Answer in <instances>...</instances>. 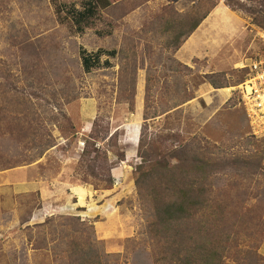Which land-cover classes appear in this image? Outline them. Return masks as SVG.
<instances>
[{"label": "rangeland", "instance_id": "obj_1", "mask_svg": "<svg viewBox=\"0 0 264 264\" xmlns=\"http://www.w3.org/2000/svg\"><path fill=\"white\" fill-rule=\"evenodd\" d=\"M85 1L0 0V264H68L52 228L70 217L93 226L111 263L157 264L139 167L146 152L168 158L186 144L259 165L254 174L228 171L214 188L240 209L227 216L239 221L240 245L260 244L264 260V137L252 134L239 91L264 57L254 21L261 1L109 0L79 34L68 10ZM81 48L118 56L85 73ZM87 150L100 158L98 177L81 162ZM27 181L47 191L17 193ZM60 182L83 188L70 199L75 209L58 208L70 194L53 187ZM243 250L226 264H264Z\"/></svg>", "mask_w": 264, "mask_h": 264}, {"label": "trees", "instance_id": "obj_2", "mask_svg": "<svg viewBox=\"0 0 264 264\" xmlns=\"http://www.w3.org/2000/svg\"><path fill=\"white\" fill-rule=\"evenodd\" d=\"M260 1L261 9L255 12L257 15L254 21L264 30V0ZM110 6L109 0H86L81 10L72 6L68 15L76 32L84 34L99 11ZM216 6L213 4L203 15L195 18L189 32L183 35L184 40L199 28ZM182 39H176L177 47ZM104 55L108 59L102 62ZM117 56L116 50L99 49L89 53L84 48L80 49L85 73L102 67L111 68L110 59ZM142 141L139 144L141 148ZM91 154L87 150L81 162L89 167L93 176L98 177L94 165L100 158L92 160ZM216 155L207 147L195 149L187 144L171 154V160L168 159L170 157L150 159L148 152L144 154V165L139 167L136 185L150 211L147 229L157 248V264H226L232 254L242 259L243 254L238 255L241 248L247 249L243 252L250 258L264 261L258 254L260 244L240 245V240L235 237V231L240 228L239 221L232 223L227 218L228 215L241 214L240 209L236 206L233 208L234 213L229 210L226 196L214 188L216 182L228 171H233L234 177H237L244 167L247 173L254 174L259 165L241 158L226 159ZM58 230L61 231L60 239L65 246L61 252L66 254L68 264H113L98 247L92 225L75 217L62 218L61 223L52 228L53 232ZM258 238L262 239V235ZM247 256L243 259H247Z\"/></svg>", "mask_w": 264, "mask_h": 264}, {"label": "built area", "instance_id": "obj_3", "mask_svg": "<svg viewBox=\"0 0 264 264\" xmlns=\"http://www.w3.org/2000/svg\"><path fill=\"white\" fill-rule=\"evenodd\" d=\"M250 69L248 79L239 87L242 105L245 109L252 134L264 137V57L256 60ZM117 185L121 180L116 181Z\"/></svg>", "mask_w": 264, "mask_h": 264}, {"label": "crops", "instance_id": "obj_4", "mask_svg": "<svg viewBox=\"0 0 264 264\" xmlns=\"http://www.w3.org/2000/svg\"><path fill=\"white\" fill-rule=\"evenodd\" d=\"M62 186H65L67 187V192L70 191V194L69 196H66L64 199V203L62 205H60V209H65V210H69V209H75V204H72L70 199L75 198V199H79V194H78V190L81 188L83 189L82 187H78L77 185H70V184H67V183H63V182H60V183H57V184H53V187L54 188H61ZM45 188H48V185H46L44 182H38V181H27V182H22L19 184L18 186V189H17V193H20V194H30V193H33V192H37V191H42V190H45V192L47 191ZM39 189V190H38ZM57 190V189H56ZM56 192V191H55ZM89 195V193L87 194V196ZM86 196V198H87ZM56 198H59L60 196L59 195H56L54 196ZM44 198V197H43ZM80 203V201H79ZM85 203V200L84 202ZM71 204L73 205L72 207ZM81 205V204H80ZM80 207H83V206H80ZM48 210H51L50 208H47L46 211ZM57 210V209H56ZM37 217V216H36Z\"/></svg>", "mask_w": 264, "mask_h": 264}]
</instances>
